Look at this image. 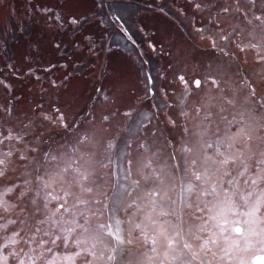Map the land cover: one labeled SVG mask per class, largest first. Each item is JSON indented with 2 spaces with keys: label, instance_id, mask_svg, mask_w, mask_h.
I'll use <instances>...</instances> for the list:
<instances>
[{
  "label": "snow or ice",
  "instance_id": "obj_1",
  "mask_svg": "<svg viewBox=\"0 0 264 264\" xmlns=\"http://www.w3.org/2000/svg\"><path fill=\"white\" fill-rule=\"evenodd\" d=\"M186 3L203 16L213 0ZM209 16L215 30L196 27L201 39L229 57L234 44L264 68V0H223ZM237 16L250 26L239 42L236 28L220 26ZM177 78L183 96L163 155L102 135L133 110H121V93L100 89L110 110L98 120L69 123L56 105L36 113L63 130L38 150L36 121L21 119L13 86L0 78L9 96L0 103V264H264V72L259 84L243 78L227 88L210 68ZM161 93L146 73L144 96Z\"/></svg>",
  "mask_w": 264,
  "mask_h": 264
},
{
  "label": "rangeland",
  "instance_id": "obj_2",
  "mask_svg": "<svg viewBox=\"0 0 264 264\" xmlns=\"http://www.w3.org/2000/svg\"><path fill=\"white\" fill-rule=\"evenodd\" d=\"M221 3L213 0L201 16L186 0H104L102 5L98 0H0V78L13 86L21 119L36 121L37 149L47 148L51 141L46 138L58 137L63 130L47 121L40 124L36 113L56 105L69 123L98 120L110 110L97 93L100 89L105 95L121 93V110H133V118L117 116L102 135L112 137L121 148L125 143L130 148L151 143L163 155L168 151L169 134L175 135L168 117L177 119L180 111L184 86L179 75L188 79L210 68L227 82L226 88L236 87L243 78L259 84L264 68L252 56L245 59L233 44L234 56L229 57L195 30L200 26L215 30V21L209 24V13L214 16ZM41 8L51 11L45 14ZM55 13L62 17L63 27ZM70 16L81 23L70 24ZM117 16L123 27L113 23ZM220 26L227 31L236 28L240 32L237 42L245 39L250 28L241 16L221 20ZM146 73L166 95L144 96ZM5 93L0 86V103H8ZM137 113L141 114L138 119Z\"/></svg>",
  "mask_w": 264,
  "mask_h": 264
}]
</instances>
